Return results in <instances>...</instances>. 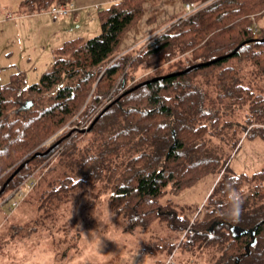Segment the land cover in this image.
Listing matches in <instances>:
<instances>
[{
  "label": "trees",
  "instance_id": "trees-1",
  "mask_svg": "<svg viewBox=\"0 0 264 264\" xmlns=\"http://www.w3.org/2000/svg\"><path fill=\"white\" fill-rule=\"evenodd\" d=\"M34 1L32 8L40 12L75 0ZM143 3L120 0L99 8V33L55 50L38 82L24 88L13 79L0 83V188L24 163L0 201L7 195L18 199L15 190L50 156L88 136L77 180L67 185L64 179L46 203L68 191L81 194L90 181L106 178L108 208L126 218L124 232L166 222L216 250L217 264H264V169L233 173L222 154L237 133L264 142V28L257 39L252 29L264 14V0H219L122 52L124 36L143 16ZM216 58L221 59L124 94ZM94 120L90 131L78 132ZM209 175L216 184L195 224L163 211L160 200L167 192L178 194ZM236 194L243 199L238 214Z\"/></svg>",
  "mask_w": 264,
  "mask_h": 264
},
{
  "label": "rangeland",
  "instance_id": "rangeland-1",
  "mask_svg": "<svg viewBox=\"0 0 264 264\" xmlns=\"http://www.w3.org/2000/svg\"><path fill=\"white\" fill-rule=\"evenodd\" d=\"M35 4L34 0H0L1 84L13 79L14 84L24 88L38 82L48 71L55 50L67 41L87 40L100 31L97 16H92L95 9H90L93 22L76 27L65 24L63 31L55 34L56 25L73 18L53 22L48 8L35 12L32 8ZM44 15L52 23L41 22L40 16ZM256 24L264 28V14ZM153 29L151 26L150 31ZM129 39L126 43H132L133 38ZM84 128L86 121L79 130ZM68 130L69 127L63 134ZM87 137H79L71 149L55 152L39 166L27 182L31 189L15 209L7 211L15 198L0 201V213H3L0 264H217L221 261L216 250L205 248L201 240L185 237L166 222L156 220L148 227L124 232L126 218L108 208L106 178L90 181L81 194L68 191L46 203L49 193L58 189L64 179L69 180L67 185L77 180L81 158L86 148H90ZM54 140L55 137L51 139ZM222 154L233 173L251 174L264 169V142L258 138L237 133L231 142L222 146ZM215 184L209 175L178 194L167 192L160 200L165 207L163 211L173 212L195 224L203 217Z\"/></svg>",
  "mask_w": 264,
  "mask_h": 264
},
{
  "label": "crops",
  "instance_id": "crops-1",
  "mask_svg": "<svg viewBox=\"0 0 264 264\" xmlns=\"http://www.w3.org/2000/svg\"><path fill=\"white\" fill-rule=\"evenodd\" d=\"M120 0H75L72 2L76 12L72 16L73 20H63L60 24L56 25L54 29L55 34L60 30L63 31L65 24H70L73 26H78L81 23L87 24V22H93L90 19L89 14L90 9H95L93 17H96L97 10L109 3L118 2ZM184 0H144L143 3V16L138 22V26H134L123 38L121 49L122 52L131 51L136 49L141 42H145L148 39H151L155 35H158L165 28H167L172 23L176 22L183 14V5ZM55 5V4H53ZM41 22L52 23L51 18L47 16H40ZM48 17V18H47ZM66 18V17H63ZM59 20V19H57ZM54 20L53 22H56ZM95 20V19H94ZM151 26H154V29L150 31ZM155 34V35H152ZM133 38L132 43H126ZM80 39V38H79ZM141 43V44H143ZM8 211V210H7ZM3 213H0V222L2 220Z\"/></svg>",
  "mask_w": 264,
  "mask_h": 264
},
{
  "label": "built area",
  "instance_id": "built-area-1",
  "mask_svg": "<svg viewBox=\"0 0 264 264\" xmlns=\"http://www.w3.org/2000/svg\"><path fill=\"white\" fill-rule=\"evenodd\" d=\"M218 1L219 0H204V1H201V2H185L184 5H183V14L178 20L186 19L188 17H191L194 14L198 13L199 11H201L202 9L206 8L207 6L212 5V4H214V3L218 2ZM76 10L77 9L74 8L73 4L70 3L67 6L51 5L47 9V13L52 18V20H57L59 18L72 16L76 12ZM6 17L9 18L10 14H7ZM252 20H253V18H252ZM167 28L162 30V32L165 31ZM252 29H253V37H254V39H257L258 38V26H257V24L254 21H253ZM30 179H31V177L28 178L25 182H23L21 184V186L18 189L15 190V192H18L19 198L12 202L11 206L8 208L9 212L12 209H15L19 205L20 201L25 197L27 192H29V190L31 189L30 188L31 186H27V182ZM12 194H14V192ZM7 199H5L4 201H6ZM132 264H140V263L139 262H134Z\"/></svg>",
  "mask_w": 264,
  "mask_h": 264
},
{
  "label": "water",
  "instance_id": "water-1",
  "mask_svg": "<svg viewBox=\"0 0 264 264\" xmlns=\"http://www.w3.org/2000/svg\"><path fill=\"white\" fill-rule=\"evenodd\" d=\"M262 41H264V40H262ZM241 45L242 44H240L239 46H237L230 54H228L227 56H225V57H229V56H232L240 47H241ZM223 58V57H222ZM221 58H216V59H214V60H211V61H209V62H206V63H202V64H198V65H194V66H191V67H189V68H187V69H185V70H182V71H179V72H173V73H170V74H167V75H164V76H160V77H157V78H153V79H151V80H148V81H145V82H143V83H140V84H138L137 86H135V87H133V88H131V89H129V90H127L124 94H126V93H128V92H131L132 90H135V89H137L138 87H140V86H142V85H145V84H148V83H150V82H155V81H157V80H163V79H165V78H169V77H175V76H179V75H182V74H184V73H186V72H189V71H191L192 69H195V68H197V67H201V66H206V65H209V64H213V63H216L217 61H219ZM31 105V103H28V107ZM96 122V120H94L92 123H91V125L89 126V128H87V129H84V130H82L81 131V133H84V132H86V131H90V129L92 128V126H93V124ZM172 137L173 138H175V133H174V131H172ZM174 143H175V141H174ZM174 145V144H173ZM53 148V146H51V147H49L43 154H46V153H48L51 149ZM38 154H40V153H35L34 154V156H36V155H38ZM24 166V163H22V164H20L17 168H16V170L14 171V173L4 182V184L2 185V187L0 188V195L5 191V189H6V187H7V185H8V183L10 182V180L12 179V177H13V175H15V174H17L21 169H22V167ZM251 235H252V233H251Z\"/></svg>",
  "mask_w": 264,
  "mask_h": 264
},
{
  "label": "clouds",
  "instance_id": "clouds-1",
  "mask_svg": "<svg viewBox=\"0 0 264 264\" xmlns=\"http://www.w3.org/2000/svg\"><path fill=\"white\" fill-rule=\"evenodd\" d=\"M242 204H243V199L239 194H236L233 211L238 214Z\"/></svg>",
  "mask_w": 264,
  "mask_h": 264
}]
</instances>
